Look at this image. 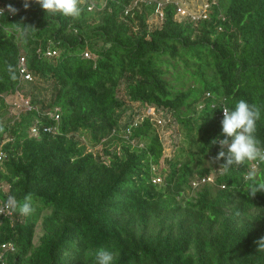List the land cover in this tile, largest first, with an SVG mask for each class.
Returning a JSON list of instances; mask_svg holds the SVG:
<instances>
[{
	"label": "trees",
	"instance_id": "trees-1",
	"mask_svg": "<svg viewBox=\"0 0 264 264\" xmlns=\"http://www.w3.org/2000/svg\"><path fill=\"white\" fill-rule=\"evenodd\" d=\"M133 1L79 0L74 18L0 0L18 10L0 16V201L30 193L33 208L0 215V264H96L100 247L112 264H264L254 244L264 193L250 198L246 179H264V162L227 174L222 160L212 164L221 111L240 99L260 108L264 147V0H208L195 23L175 19L173 3L156 19L155 3ZM20 57L32 80H22ZM15 94L30 109L10 121L4 97ZM125 100L171 114L172 157L156 117L122 131Z\"/></svg>",
	"mask_w": 264,
	"mask_h": 264
},
{
	"label": "clouds",
	"instance_id": "clouds-1",
	"mask_svg": "<svg viewBox=\"0 0 264 264\" xmlns=\"http://www.w3.org/2000/svg\"><path fill=\"white\" fill-rule=\"evenodd\" d=\"M134 1L133 7L144 2H151L156 4V1L160 0H145L144 2H138L136 5L134 4ZM35 2L38 3L46 13H59L66 17H79L82 11L79 7V0H35ZM23 6L25 10L29 7L27 0H25ZM131 8L132 7H130L129 10H131ZM17 11L18 10L16 8L9 4L5 8H0V16H4L5 12L11 15H15ZM155 18L157 19L158 17ZM175 19L177 18L175 17ZM16 26L17 29L25 35L27 34V30L29 28L34 29L23 24H16ZM44 57H48L46 56V53ZM7 70L14 78L15 69L11 65H9ZM27 73L30 74L28 71ZM21 78L23 81H25L22 76ZM207 97H209V94H207ZM27 102L29 103V101ZM135 105L139 106V109H141L140 105ZM28 108L30 109L29 104ZM149 111H152L154 113V115L152 116L155 117L157 110L152 107L148 109L141 121H143L144 117L149 116ZM221 115L223 116V119L221 120V129L224 139L213 141V143H218L221 149L218 155L215 157V161H223V163L219 165L218 171H220L222 174H227L233 165H243L248 161L264 162V147L260 146V141L256 138L255 135L257 121L261 118L260 108L256 104H250L246 100L240 99L236 101L233 109L224 107L221 111ZM50 116L54 117V119H57L55 118V116H57L55 111L52 112ZM159 126L163 127V125ZM33 128L37 129V132L35 134H33L32 132ZM0 131H2V129H0ZM46 131L50 133L53 132V130L50 128L46 129ZM38 132V128L35 126L30 129V133L34 137L38 135ZM246 179L249 181L247 192L250 198H254L257 193H264V179H257L256 173L252 171H249L247 173ZM17 210L21 215L26 216L31 214L33 208L32 195L30 193L24 197L22 203L18 202L17 199L12 195H9L6 200L0 201V215H4L9 212H16ZM254 244L256 245L257 251H264V236H261L258 240L254 241ZM2 246L1 249L3 251H6L2 248ZM95 260L96 264H112L113 253L104 247H100L95 251Z\"/></svg>",
	"mask_w": 264,
	"mask_h": 264
},
{
	"label": "rangeland",
	"instance_id": "rangeland-1",
	"mask_svg": "<svg viewBox=\"0 0 264 264\" xmlns=\"http://www.w3.org/2000/svg\"><path fill=\"white\" fill-rule=\"evenodd\" d=\"M162 1V0H160ZM202 1L204 0H189L188 4L191 7V9H194L195 11L201 12L202 9ZM185 78V77H184ZM186 80H189V77L186 76ZM121 88H124V84L121 85ZM120 88V89H121ZM120 96L122 97V93H120ZM5 102L7 104V111H6V118L10 121L14 118H17L20 113L23 111H28L27 101L25 99L20 98L19 96L15 95H8L5 96ZM161 112V111H160ZM145 115V111H142V109H139V106L129 103L125 100V106L122 110H118L116 113V116L119 121V127L122 128V131H124L125 128L132 125L133 123H139L143 116ZM164 116V117H163ZM160 118L164 119L165 121H162ZM159 120L162 121L163 128L159 129V135L161 137V140L163 142L165 153L167 156V159L169 157H172L173 151L176 147H179V139H173L171 140V135L174 134V132L177 129L176 124H174V120L170 115H162L160 113ZM178 137V136H177ZM98 148V146H97ZM88 150H91V148L88 146ZM215 159L212 161V164H215ZM167 168V165L165 166ZM161 178V177H159ZM162 180V178H161ZM36 234L39 236L41 234L40 228L38 227L36 229Z\"/></svg>",
	"mask_w": 264,
	"mask_h": 264
},
{
	"label": "built area",
	"instance_id": "built-area-1",
	"mask_svg": "<svg viewBox=\"0 0 264 264\" xmlns=\"http://www.w3.org/2000/svg\"><path fill=\"white\" fill-rule=\"evenodd\" d=\"M145 0H135L134 4L136 5L138 2H144ZM189 0H163V1H156V10H155V17L162 18L163 13L161 9L163 8L164 4L167 3H173L176 6V14L175 17L180 20V21H191V22H197L198 20L206 19L208 17V11L210 10V5L208 0L202 1V9L201 12L195 11L194 9H191V7L188 4ZM56 52L55 51H47L46 56L52 57L55 56ZM86 56V54H85ZM19 72L20 75L23 77L24 80H32V77L30 74L27 73L25 67H24V58L20 57L19 59ZM28 106V103H27ZM148 115H154L152 111L148 112ZM156 117V115H155ZM57 118V116H55ZM162 121H165L164 119L160 118ZM159 120V117H156V122L158 125H162V121ZM33 134L37 132V129L33 128L32 129ZM3 152H0V160L3 158ZM212 178H208L207 181H211ZM156 182L160 181V178H157L155 180ZM206 180H202V182H205ZM12 215V212L6 213L3 216H8L10 217ZM2 248L4 250H12V246L10 244L3 245Z\"/></svg>",
	"mask_w": 264,
	"mask_h": 264
}]
</instances>
